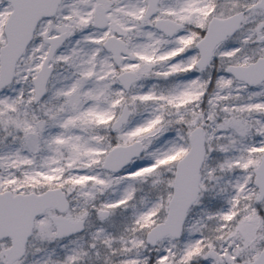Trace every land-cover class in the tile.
<instances>
[{
    "label": "snow or ice",
    "instance_id": "6c2138e0",
    "mask_svg": "<svg viewBox=\"0 0 264 264\" xmlns=\"http://www.w3.org/2000/svg\"><path fill=\"white\" fill-rule=\"evenodd\" d=\"M0 264H264V0H0Z\"/></svg>",
    "mask_w": 264,
    "mask_h": 264
}]
</instances>
